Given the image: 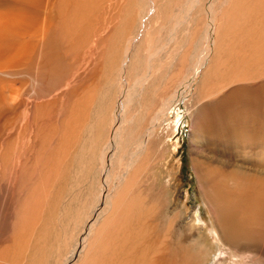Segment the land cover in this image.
<instances>
[{"label":"bare ground","instance_id":"obj_1","mask_svg":"<svg viewBox=\"0 0 264 264\" xmlns=\"http://www.w3.org/2000/svg\"><path fill=\"white\" fill-rule=\"evenodd\" d=\"M111 1L0 0V74H15L27 61L29 71L40 44L49 43L54 36L59 35L62 43L80 40L81 46L83 39L89 40L90 32L108 26L103 24L101 10ZM118 1L113 2L109 32L100 39L105 49L100 71L88 89L82 84L74 89L72 107L61 124L47 125L46 148L38 162L42 169H37L40 176L36 178V168L32 169L28 197L21 206L11 243L0 249V264H47L55 250L69 253L76 242L74 232L82 222L84 233L73 245L72 257L67 254L62 259L64 264H205L208 248L195 239L196 227L186 228L174 247L162 238V232L159 235L152 221L159 219L156 209L146 206L140 194L132 195L142 170L130 173L139 153L149 156V143L161 126L169 137L174 134L170 113L204 67L192 111L193 168L224 243L238 253L264 255V0H218L220 16L215 15V2H210L209 25L196 43L200 47L211 39V44L197 53L193 76L163 97L144 139H138L135 149L120 157L123 142H128L123 125L135 119L129 115V107L151 81L157 52L152 51L145 60H134L133 55L129 62L132 48L127 42V18L142 0ZM125 4L127 8L122 7ZM140 7L144 13L148 0ZM205 7L202 0H187L176 29L185 22L192 25L194 10L204 11ZM173 30L170 41L175 40ZM199 30H195L193 40ZM135 62L138 76L120 92L124 96L116 110L119 98L113 87ZM142 62L147 65L143 73ZM17 95L12 85L0 83V106L15 101ZM116 159L125 170L118 176L112 170ZM83 183L92 185L88 188L92 197L87 201L81 198L80 188L75 189ZM199 220H194V225Z\"/></svg>","mask_w":264,"mask_h":264},{"label":"rangeland","instance_id":"obj_2","mask_svg":"<svg viewBox=\"0 0 264 264\" xmlns=\"http://www.w3.org/2000/svg\"><path fill=\"white\" fill-rule=\"evenodd\" d=\"M116 1L112 0L103 5L104 8L102 7L103 10H101L103 24L109 26L114 10L113 2ZM124 1L126 2V0ZM202 1L205 2L206 10L196 8L192 25L185 22L177 29L176 20L183 14V5L187 0H148L149 7H146L147 10L145 9L144 13L140 10L141 2L127 18V36L129 38L126 36L128 38L126 39L132 48L129 62L133 55L134 60H145L152 51L157 53L153 58L155 72L153 77H155H152L144 90L140 92L142 94L136 97L134 103L130 107L128 106L129 115L134 116L135 119L132 123L128 122L127 126L123 125V129H125L123 135L128 142H123L124 145L122 144L118 157L134 150L138 139H144L149 120L160 109L163 97L176 92L185 78L193 76V65L199 57L197 53L200 54L201 50L208 46V42L211 44V39L205 40L200 47L196 42L199 41L197 38H201L200 34L201 32L203 34V29H207L209 25L208 5L214 1L215 15L220 16L218 13L220 3L218 0ZM139 2L140 0L137 1V3ZM122 7L127 8L126 4ZM122 13L127 14L124 11ZM115 20L114 17V22ZM108 26H103L95 33L90 32L89 40L83 39L81 46L79 45L80 40L76 44L74 41L65 43L66 40L62 43V40L59 42V35L58 37L54 36V39L49 43L40 44L32 59L29 71L27 61L26 66L15 74H0L1 84L12 85L15 90H18L15 101L11 100L6 105L0 106V249L11 243L18 216L23 210L26 197H28V182L31 175L33 176L32 169L36 168V174H34L37 175L36 178L40 176V171L37 169H42V167L39 168L38 162H41L39 159L42 158L43 149L46 148L44 143L48 135L47 125L58 127L57 125L61 124L65 114L72 107L74 89L78 84H82L88 89L93 83L97 71H100L105 50L100 39L103 40L108 34ZM199 28L198 37L196 36L193 40L195 30ZM171 30L175 34L173 41L169 40ZM208 32H205V35ZM196 48L198 49L194 53ZM133 65L135 67H128L122 75L123 79H120L113 87L115 97L119 98L116 99L118 101L116 110H118L117 106L121 96H124L119 95L120 92L127 85L133 84L138 76L139 65L136 62ZM146 68L147 65H143L142 62L141 73L145 72ZM205 68L196 77L195 82L190 84L191 87L189 86L186 94L170 113L171 125H175L174 134L169 137V132L161 126L157 135L149 143V156L144 151L139 153L135 169L132 168L130 173L134 174L138 168H141L142 172L138 178L137 187L133 188L132 195L140 194L145 199L146 206L156 209L159 219L152 221L158 226L159 235L162 232V238L165 237V241L170 243L171 247L178 245L177 239L185 235L186 228L194 226L197 229L195 239L208 248L205 264H213L217 260L218 264H263L264 255L252 251L238 253L234 249L230 250V247L224 243L211 209L205 203L198 177L193 168L190 147L192 111L196 107L195 99L199 89L197 84L200 85ZM118 75L120 77L121 72ZM129 133H133L131 141L128 139ZM114 161L112 170L113 173L115 172V176L123 174L124 166L121 167L118 159ZM92 181L93 179H89V182ZM83 184L76 186L75 189L80 188L79 190L83 194L81 198L87 201L92 197V195L89 196V189H92V185L90 183ZM95 184L93 182L94 186ZM114 185L111 183L112 189L115 188ZM100 194L102 193L100 192ZM80 202L82 203V201ZM93 214L92 207L90 215L93 216ZM198 217L200 218L199 223L194 225V220ZM84 225L85 222H82L80 227L75 230L73 242L78 243L81 239ZM73 245L69 248V253H66L68 250L62 254L59 250H55L47 264H64L62 259L65 258V255L68 254L72 257L71 251L76 248V245ZM219 257H221V261ZM70 264L76 263L72 261Z\"/></svg>","mask_w":264,"mask_h":264}]
</instances>
